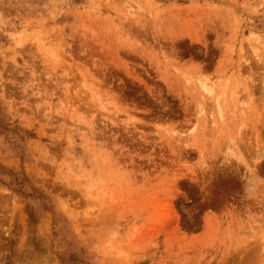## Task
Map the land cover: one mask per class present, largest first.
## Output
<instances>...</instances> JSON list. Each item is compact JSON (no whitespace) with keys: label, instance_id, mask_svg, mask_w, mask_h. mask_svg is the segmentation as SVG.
I'll list each match as a JSON object with an SVG mask.
<instances>
[{"label":"rangeland","instance_id":"1","mask_svg":"<svg viewBox=\"0 0 264 264\" xmlns=\"http://www.w3.org/2000/svg\"><path fill=\"white\" fill-rule=\"evenodd\" d=\"M0 118V264H264V0H0Z\"/></svg>","mask_w":264,"mask_h":264},{"label":"trees","instance_id":"2","mask_svg":"<svg viewBox=\"0 0 264 264\" xmlns=\"http://www.w3.org/2000/svg\"><path fill=\"white\" fill-rule=\"evenodd\" d=\"M159 2H175L177 4H183L186 2V0H156ZM17 132H21V134H23L26 137H32L33 135L25 130H21L19 128H16ZM8 129L5 125H3L1 123V118H0V134H7L8 133ZM18 135V133H17ZM19 136L18 138L15 139V148H18V154H19V158H21V154H22V148L20 146H18L16 144V141L19 140ZM10 139V138H9ZM3 177H7L8 181L4 182L2 180ZM28 183L27 178L24 176L23 173H15L12 172L10 170L5 169L4 167H2L0 165V185L1 186H5L12 194L23 198V199H32L33 201H40L41 202V207L44 209L45 206L42 204L43 201L46 200L45 197H43L42 195L38 194V191L35 190L34 188H31V193H26L25 191V187ZM78 261L74 256H69L67 260H65V262L67 264H75V262Z\"/></svg>","mask_w":264,"mask_h":264}]
</instances>
